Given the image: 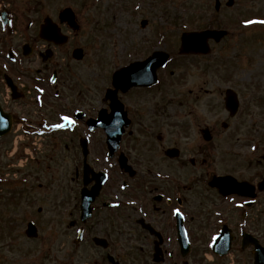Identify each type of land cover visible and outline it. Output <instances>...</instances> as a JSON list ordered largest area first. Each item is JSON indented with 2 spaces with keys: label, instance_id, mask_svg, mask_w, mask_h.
<instances>
[{
  "label": "flooded vegetation",
  "instance_id": "af4514ba",
  "mask_svg": "<svg viewBox=\"0 0 264 264\" xmlns=\"http://www.w3.org/2000/svg\"><path fill=\"white\" fill-rule=\"evenodd\" d=\"M55 15L65 44L39 37L41 17L22 32L23 43L8 46V59L0 53V102L12 118L4 138L14 146L0 149L10 161L2 172L0 160V229L39 243V264H264V127L250 123L263 114L264 98L255 83L221 79L208 87L201 67L183 68L177 83L181 70L172 62L149 85L84 83L71 57L78 32ZM108 92L131 120L114 158L105 129L90 127L101 110L111 111ZM89 167L108 178L83 221L81 191L85 180L89 189L97 182ZM86 244L98 249L95 258L79 251Z\"/></svg>",
  "mask_w": 264,
  "mask_h": 264
},
{
  "label": "rangeland",
  "instance_id": "374dc122",
  "mask_svg": "<svg viewBox=\"0 0 264 264\" xmlns=\"http://www.w3.org/2000/svg\"><path fill=\"white\" fill-rule=\"evenodd\" d=\"M6 1L14 10L16 19H21V22L15 21L18 27L15 35L0 37V50L7 36L12 42L23 41L21 32L25 31L29 20L40 19L46 14L54 15L66 5L77 11L82 25L77 42L85 46L88 57L84 62L75 63L74 66L77 77L84 83L91 84L95 81L96 87L101 86L103 81L106 83L110 70L138 57L141 50H153L156 47L169 50L175 55L174 62L182 69L186 67L188 61L196 60L195 64H191V68L198 71L201 67L199 72L201 76L207 78L208 87L210 83L217 84L221 79H232L240 83H255L258 90L255 93L264 95V24L244 23L246 20H264V0H235L236 5L231 8L225 5L227 0H222V8L216 14L214 0H189L186 4L187 7L190 6L189 14L185 12L189 7L185 9L181 4L185 0ZM1 4L3 1L0 0ZM23 16L26 17L23 19ZM144 18L148 19L145 27L141 25ZM185 22L188 23L186 29L182 27ZM208 22L228 29L229 35L220 42H211L213 52L210 56L188 59L179 56L181 32ZM159 33L166 35L165 42L162 43ZM60 55L57 57L61 60ZM179 74H182V71ZM177 77V83L182 84L183 76L176 74V81ZM95 92L96 99H99L97 91ZM1 97L7 100L6 92ZM256 105L255 102V108ZM246 119V123H249V117ZM250 123L264 127V111L261 115L256 114ZM13 147L8 138L0 140V149L13 151ZM95 150L96 153H101L99 142L95 143ZM0 156L3 163L2 172H6L10 162L9 155L4 152L3 155L0 153ZM30 170L35 171L32 166ZM15 234L10 235L5 229H0V264L42 262V246L18 239ZM87 245L79 248V251L92 253V257L95 258L98 249ZM57 249L55 246L56 252ZM147 249L149 251L150 246L144 245L142 251L147 252Z\"/></svg>",
  "mask_w": 264,
  "mask_h": 264
},
{
  "label": "water",
  "instance_id": "95a60500",
  "mask_svg": "<svg viewBox=\"0 0 264 264\" xmlns=\"http://www.w3.org/2000/svg\"><path fill=\"white\" fill-rule=\"evenodd\" d=\"M233 0H229L228 5H232ZM216 8H220V2L219 0L216 1ZM70 12V9H66L62 12V15H66ZM70 20L73 18L72 15L68 17ZM143 25L146 24V21H143ZM227 32L225 30H204L201 32H185L182 35V46L180 48L181 52H186V53H208L210 51V47L208 44V40L210 38H214L215 40H220L221 37H223ZM42 36L48 37V38H53L52 34H50V28L45 27L42 29ZM75 55L77 57H81V50H78L75 52ZM166 59V54L163 52H157L153 57L147 59L143 63H133L131 66L122 69L118 71L114 75V84L119 87H128L132 84L136 83H145L146 82V74L141 75V74H135L137 73L136 71H140L141 69L145 70H150L149 73L153 74L155 68L161 64L163 61ZM151 61H157V62H151ZM103 116H106L105 113L102 114ZM118 116V115H116ZM119 117H121L119 115ZM104 126H110L112 128L111 133L114 136L115 140L119 139V136L121 134V125L122 124H127L128 122L123 121H115L112 115L110 117H106L105 119H102L100 122ZM115 123V124H113ZM119 125V128H117ZM10 127V120L8 119V116L2 112V109L0 108V135L5 134ZM117 132H114V131ZM113 145V142H111ZM116 147V145H115ZM85 192V191H84ZM86 195V200H87V194ZM88 201V200H87ZM85 202L83 204L84 211L87 209L88 202Z\"/></svg>",
  "mask_w": 264,
  "mask_h": 264
},
{
  "label": "snow or ice",
  "instance_id": "6c2138e0",
  "mask_svg": "<svg viewBox=\"0 0 264 264\" xmlns=\"http://www.w3.org/2000/svg\"><path fill=\"white\" fill-rule=\"evenodd\" d=\"M244 23L246 25L253 24V23H261V24H264V20H259V21L246 20V21H244ZM56 32H57L56 27L54 25L51 26L50 33L52 34L53 37H55ZM41 91H43V89H41ZM62 119L65 120V121H68L69 123L75 124V120H73L72 117H70V116H63ZM64 126L65 125H56L55 127H64ZM175 213L182 215V213H180V210L179 209H175Z\"/></svg>",
  "mask_w": 264,
  "mask_h": 264
}]
</instances>
